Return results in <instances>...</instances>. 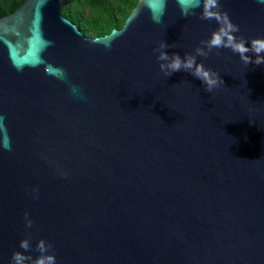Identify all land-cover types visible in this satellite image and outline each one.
<instances>
[{
	"label": "water",
	"instance_id": "1",
	"mask_svg": "<svg viewBox=\"0 0 264 264\" xmlns=\"http://www.w3.org/2000/svg\"><path fill=\"white\" fill-rule=\"evenodd\" d=\"M68 2L0 16V264L28 235L25 254L43 239L56 264H264V65L198 56L224 81L208 93L153 52L210 37L196 0H137L93 37ZM219 2L236 35L264 38V5Z\"/></svg>",
	"mask_w": 264,
	"mask_h": 264
},
{
	"label": "clouds",
	"instance_id": "2",
	"mask_svg": "<svg viewBox=\"0 0 264 264\" xmlns=\"http://www.w3.org/2000/svg\"><path fill=\"white\" fill-rule=\"evenodd\" d=\"M257 3L264 5V0H257ZM194 7H200L199 19L214 20L218 27L210 33V37L201 40L199 45L194 48L193 53H185L181 57L177 53L169 54L165 49L169 48L164 40L160 41L156 48V60L160 73L165 77L171 76L176 72H187L198 79L208 93L224 85L221 76L211 68L205 67L203 62H197V57L207 58L213 49L226 48L239 55L241 62L247 66L250 63L264 65V38H252L246 41L243 36H238L239 25L233 23L226 11L221 9L219 0H196ZM183 15H194V11L182 10ZM154 23H160L159 17L153 18ZM251 53L252 55H248ZM25 228H31L33 221L29 214H23ZM30 235L19 241L21 251H13L9 264H56V257L52 245L43 239L36 242L35 251L39 253L35 258L26 255L31 251Z\"/></svg>",
	"mask_w": 264,
	"mask_h": 264
},
{
	"label": "rangeland",
	"instance_id": "3",
	"mask_svg": "<svg viewBox=\"0 0 264 264\" xmlns=\"http://www.w3.org/2000/svg\"><path fill=\"white\" fill-rule=\"evenodd\" d=\"M103 2H106L107 8L111 9L112 6L118 5V10L121 9L123 11L131 12L137 3V0H75L73 3L62 9V14L70 19V14L78 12L82 18L89 19L91 24L97 25L100 23V18L105 19L109 14V12L104 11ZM115 18L120 20V23L116 27H121L123 23V21L121 23V19L123 18L122 15L116 13ZM71 20L77 24L78 28L86 36L93 37L99 35L90 25L84 27L80 23V20ZM105 32L107 33V31H104L101 35L105 34Z\"/></svg>",
	"mask_w": 264,
	"mask_h": 264
},
{
	"label": "trees",
	"instance_id": "4",
	"mask_svg": "<svg viewBox=\"0 0 264 264\" xmlns=\"http://www.w3.org/2000/svg\"><path fill=\"white\" fill-rule=\"evenodd\" d=\"M22 1L23 0H0V16H3L5 14L12 12L18 5L22 3ZM74 1L75 0H69L67 5L73 3ZM103 7H104V11L109 12V14L105 19L100 18V23L97 25L91 24V21L89 19L82 18L78 12L70 14L69 17L70 19H73V20H76V19L80 20V23L84 27H86V25H90L93 30H95L96 32H98L99 35H101L104 31L109 32L112 28L118 26V24L120 23V20L115 18L116 13H119L122 15L123 18L121 19V23L122 21L124 22L125 18L130 13L128 11H123L121 9L118 10V5L112 6L111 9L107 8L106 2H103Z\"/></svg>",
	"mask_w": 264,
	"mask_h": 264
}]
</instances>
